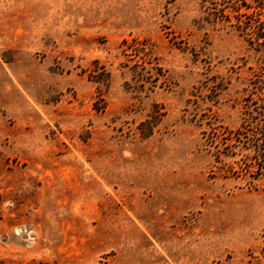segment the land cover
<instances>
[{
  "label": "rangeland",
  "instance_id": "1",
  "mask_svg": "<svg viewBox=\"0 0 264 264\" xmlns=\"http://www.w3.org/2000/svg\"><path fill=\"white\" fill-rule=\"evenodd\" d=\"M244 3L0 0V264H264V177L207 141L264 117Z\"/></svg>",
  "mask_w": 264,
  "mask_h": 264
},
{
  "label": "trees",
  "instance_id": "2",
  "mask_svg": "<svg viewBox=\"0 0 264 264\" xmlns=\"http://www.w3.org/2000/svg\"><path fill=\"white\" fill-rule=\"evenodd\" d=\"M253 3L254 4L251 5L244 3L243 6H245L247 10L252 9L253 12L249 15L242 14L237 17L239 21L237 28L242 32L250 31L249 34L255 38L258 44H264V42L260 43L261 39L264 41V22L260 18L264 13V0H253ZM237 12H239V9ZM242 17H245L246 20H240ZM122 45L126 47L124 53H127V50L130 49L135 52V54L142 53L145 57L149 56V52H146L148 49L146 41L141 43L133 41L129 43L125 40ZM136 45H138V47H136ZM151 70L152 71L146 72V69L142 68L141 72L137 73L140 82H142L138 87L139 90H144L147 83L151 84V88H155L159 80L165 78L163 69L158 65L152 67ZM144 72H146V74H144ZM260 115L264 116V113H260ZM158 117L159 115L157 113L155 118ZM262 118L263 119H261L255 127L251 124H242L237 130H228L225 128L222 129L221 133L212 132L209 134L207 141L211 146H215L217 149V162H222L221 156L232 158L240 155L242 151H247L249 153L244 155V158L240 159L239 162H236L241 170L239 173H247L255 180L264 177V117ZM232 169L233 167L229 166L228 170L232 171Z\"/></svg>",
  "mask_w": 264,
  "mask_h": 264
},
{
  "label": "bare ground",
  "instance_id": "3",
  "mask_svg": "<svg viewBox=\"0 0 264 264\" xmlns=\"http://www.w3.org/2000/svg\"><path fill=\"white\" fill-rule=\"evenodd\" d=\"M23 232V231H22ZM20 235V234H19ZM22 235V234H21Z\"/></svg>",
  "mask_w": 264,
  "mask_h": 264
}]
</instances>
